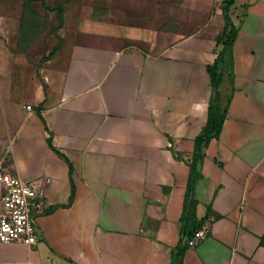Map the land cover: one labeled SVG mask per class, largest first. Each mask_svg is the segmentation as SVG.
<instances>
[{"label":"crops","instance_id":"0c3cea01","mask_svg":"<svg viewBox=\"0 0 264 264\" xmlns=\"http://www.w3.org/2000/svg\"><path fill=\"white\" fill-rule=\"evenodd\" d=\"M30 2L0 0V165L45 179L44 211L39 241L0 242V264H264V0L231 7L216 89L213 0H36L66 10L46 61L26 46ZM177 10L200 28L162 29ZM212 105L221 133L195 160Z\"/></svg>","mask_w":264,"mask_h":264},{"label":"built area","instance_id":"2783aa9c","mask_svg":"<svg viewBox=\"0 0 264 264\" xmlns=\"http://www.w3.org/2000/svg\"><path fill=\"white\" fill-rule=\"evenodd\" d=\"M32 110L31 107H28ZM0 183L3 186L0 213V242L3 244L23 243L35 245L40 232L35 217L43 213L45 179L33 177L24 179L6 171L0 165ZM211 230V220L206 221L193 235L182 240L185 248H196L207 239Z\"/></svg>","mask_w":264,"mask_h":264},{"label":"rangeland","instance_id":"374dc122","mask_svg":"<svg viewBox=\"0 0 264 264\" xmlns=\"http://www.w3.org/2000/svg\"><path fill=\"white\" fill-rule=\"evenodd\" d=\"M35 1L31 0L27 7V25H26V46L27 49H31L33 46L38 45L37 54H40L43 61L50 59L51 56H55L64 44V38L62 31L65 28V14L66 10L62 9V6L45 7V9L35 7ZM218 9L222 10V13L225 17L224 12V2L221 4L220 0H213L212 9L210 15L214 14ZM161 18L170 19L173 22L172 25L168 26L167 23L161 27L162 29H180L179 24L175 25L176 21L173 19L184 18L187 19L189 25L185 28L186 34H192L200 27L191 25L193 18L197 17V13L193 10H188L186 12L177 11H161L159 12ZM229 17L232 20L231 8L229 9ZM177 21V22H178ZM230 32V24L227 23L226 27L222 29L220 38L225 39L228 37ZM41 41V42H40ZM40 42V43H39Z\"/></svg>","mask_w":264,"mask_h":264},{"label":"trees","instance_id":"16d2710c","mask_svg":"<svg viewBox=\"0 0 264 264\" xmlns=\"http://www.w3.org/2000/svg\"><path fill=\"white\" fill-rule=\"evenodd\" d=\"M234 2H235V0H225L224 1L225 21H226V25H227V23L230 24V32H229L228 37L225 39H222L219 37V42H223L225 48L221 52L220 57L216 61V63L213 66L209 67V72H210L211 77H212L213 88H215V89L220 85V83L222 81V77L218 73V66L221 62L222 55H223L224 51L226 50V48L228 47V45L230 43H232V41L234 40V36H235L234 35L235 34L234 33V26H233L232 20L229 17V9L233 6ZM224 120H225L224 114H222L221 111L217 107L212 105L210 107L208 125H207L206 129L203 131V133L196 140L195 160L197 159V155L200 152L201 146H202L203 142L205 141V139L212 136V135L217 136L221 133V129H222V125H223ZM193 185H194V181L191 182V188H193ZM197 230L198 229H196L195 231H197ZM194 232L186 234L182 238V240L185 237L193 235Z\"/></svg>","mask_w":264,"mask_h":264}]
</instances>
